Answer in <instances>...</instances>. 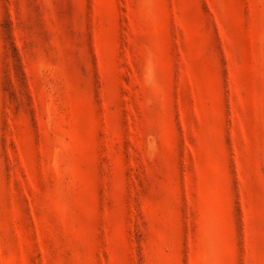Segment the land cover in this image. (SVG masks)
<instances>
[{
    "label": "rangeland",
    "instance_id": "1",
    "mask_svg": "<svg viewBox=\"0 0 264 264\" xmlns=\"http://www.w3.org/2000/svg\"><path fill=\"white\" fill-rule=\"evenodd\" d=\"M0 264H264V0H0Z\"/></svg>",
    "mask_w": 264,
    "mask_h": 264
}]
</instances>
